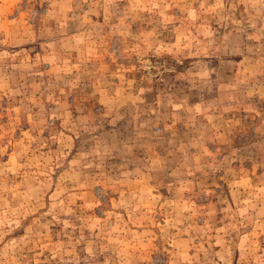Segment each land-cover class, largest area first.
<instances>
[{
  "label": "rangeland",
  "instance_id": "obj_1",
  "mask_svg": "<svg viewBox=\"0 0 264 264\" xmlns=\"http://www.w3.org/2000/svg\"><path fill=\"white\" fill-rule=\"evenodd\" d=\"M0 264H264V0H0Z\"/></svg>",
  "mask_w": 264,
  "mask_h": 264
},
{
  "label": "crops",
  "instance_id": "obj_2",
  "mask_svg": "<svg viewBox=\"0 0 264 264\" xmlns=\"http://www.w3.org/2000/svg\"><path fill=\"white\" fill-rule=\"evenodd\" d=\"M232 83L231 82H220V84H219V90L220 89H225V90H232V89H230V88H232ZM230 93H231V95H230ZM226 94V93H225ZM227 95H230V96H233V94H232V91H230L229 92V94L227 93ZM250 99V97L249 98H245V99H235V98H232V99H230V100H227L228 102H226V101H221V99L219 100L220 102V105L221 106H223V108H225L227 105H235V104H238L239 102L240 103H243L244 102V104L245 105H247V106H249L251 103H252V100L250 99V101H247V100H249ZM228 118H230V120L232 119V116H229Z\"/></svg>",
  "mask_w": 264,
  "mask_h": 264
}]
</instances>
